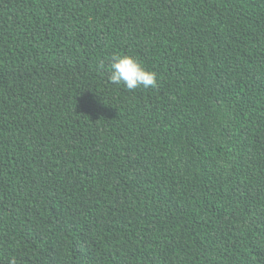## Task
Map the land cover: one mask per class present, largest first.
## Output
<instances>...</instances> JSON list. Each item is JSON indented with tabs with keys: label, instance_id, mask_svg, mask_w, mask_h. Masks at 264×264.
<instances>
[{
	"label": "trees",
	"instance_id": "1",
	"mask_svg": "<svg viewBox=\"0 0 264 264\" xmlns=\"http://www.w3.org/2000/svg\"><path fill=\"white\" fill-rule=\"evenodd\" d=\"M132 55L155 87L109 80ZM264 264V0H0V264Z\"/></svg>",
	"mask_w": 264,
	"mask_h": 264
},
{
	"label": "clouds",
	"instance_id": "2",
	"mask_svg": "<svg viewBox=\"0 0 264 264\" xmlns=\"http://www.w3.org/2000/svg\"><path fill=\"white\" fill-rule=\"evenodd\" d=\"M107 69L110 73L109 80L113 84H123L128 90L157 85V74L147 69L139 59L132 55L113 57ZM11 264H16V260L13 259Z\"/></svg>",
	"mask_w": 264,
	"mask_h": 264
}]
</instances>
